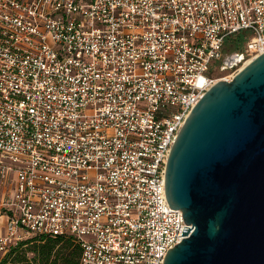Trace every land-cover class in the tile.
<instances>
[{
	"label": "built area",
	"instance_id": "2783aa9c",
	"mask_svg": "<svg viewBox=\"0 0 264 264\" xmlns=\"http://www.w3.org/2000/svg\"><path fill=\"white\" fill-rule=\"evenodd\" d=\"M237 40L243 66L217 76ZM263 54L264 0H0V264L46 236L79 264H163L189 226L173 144Z\"/></svg>",
	"mask_w": 264,
	"mask_h": 264
},
{
	"label": "water",
	"instance_id": "95a60500",
	"mask_svg": "<svg viewBox=\"0 0 264 264\" xmlns=\"http://www.w3.org/2000/svg\"><path fill=\"white\" fill-rule=\"evenodd\" d=\"M173 145L165 190L190 227L163 264H264V54L212 86Z\"/></svg>",
	"mask_w": 264,
	"mask_h": 264
},
{
	"label": "trees",
	"instance_id": "16d2710c",
	"mask_svg": "<svg viewBox=\"0 0 264 264\" xmlns=\"http://www.w3.org/2000/svg\"><path fill=\"white\" fill-rule=\"evenodd\" d=\"M80 254L81 246L71 237H34L16 245L6 264H79Z\"/></svg>",
	"mask_w": 264,
	"mask_h": 264
},
{
	"label": "flooded vegetation",
	"instance_id": "af4514ba",
	"mask_svg": "<svg viewBox=\"0 0 264 264\" xmlns=\"http://www.w3.org/2000/svg\"><path fill=\"white\" fill-rule=\"evenodd\" d=\"M242 41L240 42V40L234 41V43L232 44V46L229 49V52L226 53L223 61L220 64V69L219 72L224 71L227 68H230L231 65L235 64L238 59L240 58V53L242 51Z\"/></svg>",
	"mask_w": 264,
	"mask_h": 264
},
{
	"label": "rangeland",
	"instance_id": "374dc122",
	"mask_svg": "<svg viewBox=\"0 0 264 264\" xmlns=\"http://www.w3.org/2000/svg\"><path fill=\"white\" fill-rule=\"evenodd\" d=\"M243 65L241 63L237 64V65H234L233 67L231 68H227L225 69L224 71L222 72H219L217 74V76H226L227 74H231L237 67H239V69L242 67Z\"/></svg>",
	"mask_w": 264,
	"mask_h": 264
}]
</instances>
